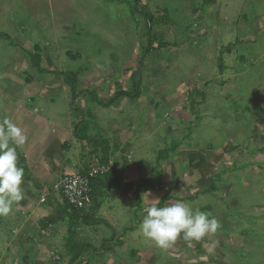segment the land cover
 Instances as JSON below:
<instances>
[{"label": "rangeland", "instance_id": "obj_1", "mask_svg": "<svg viewBox=\"0 0 264 264\" xmlns=\"http://www.w3.org/2000/svg\"><path fill=\"white\" fill-rule=\"evenodd\" d=\"M0 34V123L5 110L14 112L19 106L36 107L32 113L37 114L39 109V115L47 117L50 97L58 95L53 99L58 117L63 119L66 109L74 117L75 109L81 108L87 117L95 113L89 110L92 106L98 110V131L102 128L110 140L111 130L116 129L111 122L121 124L124 113H109L87 96L73 102L64 75H75V92H90L103 104L116 92H131L139 82V98L130 101L121 97L116 106L130 104L132 118H142L141 131L137 132L141 144L136 152L147 154L145 159H137L143 169L158 166L157 151L162 149L174 153L169 156V167H180L188 159L207 160L206 171L215 196L200 197L202 203L195 201L193 208L209 207L206 212H213L222 224L228 225L230 220L239 223L238 230L244 224L250 249L245 246L238 264H264V0H0ZM148 35L155 40L151 47ZM30 55L37 57L39 70L47 73L36 70ZM133 122L136 131L137 121ZM88 136L95 137L92 132ZM96 139L101 141L100 137ZM69 142H75L78 148L75 140L70 138ZM87 145L85 151L95 148ZM22 147L25 150L26 145ZM106 149L109 155L111 148ZM132 155L134 159L138 156L135 152ZM91 156L94 158L88 168L101 158L100 152ZM81 160H85V154ZM64 176L71 175L59 176L54 185L38 182L33 186L35 191L27 187L36 207L34 212L28 205L21 208L18 219L30 224L37 234L38 221L50 214L48 207L55 203L62 207L63 198L53 187ZM159 189L152 192L157 198L164 194ZM45 194L48 197L40 204ZM136 202L122 198L119 213L124 217H120L119 226L139 223L137 217L144 205L133 209ZM101 228L97 247L94 243L90 246L91 233L83 232L85 239L78 237L91 249L81 251L82 255L71 263L72 257L64 248L67 219H58L39 235L33 236L30 231L28 237L20 236V247L10 252V264H121L112 261L117 256L111 254V227ZM219 239L217 232L214 240L211 237V243H217L215 248H208V257L220 264H235V249L227 248L228 242L220 247ZM100 240L110 248L102 250ZM140 240L144 248L149 247ZM196 243L185 241L178 254L191 250L194 253L190 252L189 258H200L197 252L202 248ZM171 248L175 246L151 247L165 257L176 252ZM134 249L137 253L142 250L139 246ZM123 250L118 246L115 254L130 252L129 247ZM190 261L184 259L183 263Z\"/></svg>", "mask_w": 264, "mask_h": 264}, {"label": "crops", "instance_id": "obj_2", "mask_svg": "<svg viewBox=\"0 0 264 264\" xmlns=\"http://www.w3.org/2000/svg\"><path fill=\"white\" fill-rule=\"evenodd\" d=\"M55 97H58V95L50 97L51 98L49 102L50 107L47 109L48 111L47 117H45V115L43 116L39 115V112L41 111L39 109L37 114H35V112L32 113L34 109L36 110V107L33 108L31 106H28L26 109H22V107L19 106V108L16 107V110H14V112L10 111V109H7L3 113V118L5 116L11 118L13 123L17 124L20 128H22L28 139L27 142L25 143L26 145L25 150L23 149V147H21V149L18 148L21 150L19 153L21 159L18 161V163H20L19 164L20 166L25 168L24 177L26 178H24L25 181L22 186L25 192V198L14 206V210L12 211L11 214H9L8 216H0V264H10L11 261L10 252L11 250L13 251V248L15 249L20 247V243L22 242L20 236L28 237L26 235H29L30 231L33 236H36L39 235L40 232L44 231L39 228L40 231L37 234L36 232H34L33 228H29L30 224H24L22 223V221L20 222L18 219V215L20 213L19 210L21 208H25L28 205V207L29 206L33 207L32 212H34L36 207L34 206L33 203L34 199L30 200L28 197L31 195V192H29L27 187L35 191L36 189H34L33 186L35 184H39L40 182L43 184L44 182L45 183L48 182V185H52V184L54 185L58 181L59 176L65 175L67 173L69 175H72V173L76 174L77 172H81V171L84 173L89 169L88 167L91 158H94L91 155L99 154V150L96 147H95L96 149L89 147L90 151L89 150L85 151L86 147L88 146L87 142L80 141L73 136V128L81 120L85 121L87 126L86 130L80 132L81 135H84L92 140H97L96 138L100 137L101 138L100 140L105 142L106 144L105 146L108 147V150L109 148H111V151L109 150V155H108L107 167L109 168L107 170L111 168V170H114L116 173L121 175V182L117 185V187L110 189L108 191H103L100 189L98 192L96 191L95 195L92 198L90 197L89 203L91 208H87V209L86 207L84 208L85 209L84 211L86 213L88 212L90 215V218L88 219L89 220L88 225L81 222L83 224L82 227L80 226L81 228L78 227L76 229V233L78 237L85 239L86 236L83 234V232L85 234L91 233L89 238L90 246L92 243H94L95 247H97L98 243L96 242V238L99 237L98 230L103 226L111 227L112 229L111 230L112 234H110L111 236L110 243L112 244L111 254H113V256L114 255L117 256L115 259H112L113 263L143 264V262H145L148 264H184L183 263L184 259H186L187 261L191 260L189 264H220L219 261L215 262L214 260H211V258L208 257L207 255L209 254L208 248H210L211 247L210 244H212L210 241L211 237L214 240V235L205 237L203 241L197 242L195 244V246L202 248L200 251L197 252V254H199L198 257L200 258L196 259L195 257H193L192 259V256L189 258L191 253L192 254L194 253L191 250H188L189 252L188 254H184L180 256L178 254L181 252L180 247L185 246L184 244L185 240L182 239L180 241V238H178L177 241L172 245L175 246V248H171L172 251L176 250V252L172 253V255L169 257L168 256L165 257L162 255H157L156 249L155 250L151 249V247H156V248L158 247L155 245L153 241L146 239L139 229V224L142 221L146 208L150 206L153 202H155V198H157V196H155V194L152 192L158 190L159 188H160L159 190L162 193H164L162 194L163 196H159L160 199L159 202L163 201L162 206L166 203L167 204L174 203L175 201H177L176 198H179L180 200L188 202L193 207L195 204H197V202L195 203V201H199L202 203L201 199L203 197L210 195L215 196V193L212 194L211 192V189H215V187L211 183V180H209L210 179V177L208 176L210 175L209 172L206 171L207 169L206 167L208 166L207 160L205 159L191 160L192 162L198 161L197 163L198 165H194L187 158L188 161L186 163L181 162L180 167L175 168L174 165L169 167L168 162L170 161L171 158L169 156L170 154H174V153L167 152L166 159L161 160L158 163L157 167L155 166L151 167L149 171L148 168L144 170L142 167V163H139V160L137 159L139 158L145 159V157H147V154L146 152L145 154H142L140 153L141 151H139L138 153L136 152V148H140V144H141L139 140L137 141L138 138L137 132L141 131L142 118L141 117L137 118L136 116L132 118L133 109L130 111V109L132 108L130 104H128L127 106L123 105L122 107H120L119 105L116 106V103L118 102L117 100L112 106L106 108L109 111V113H121V112L122 114L124 113L122 115L121 124H119L118 122H117L118 124L111 122V125H113L116 129L111 130V138L109 140L107 139L108 137L107 138L105 137L104 130L101 128V130L98 131V126H96L97 117L95 113H98V110L95 109L93 110V107L89 106V110L95 113L89 114L87 112L88 114L86 117L83 114V112H81L83 108L78 110L74 108L75 115L74 117H71L72 116L71 113L73 112L66 109L63 114L64 118L62 119L55 114V109H54L55 102L53 100ZM77 97L75 98V100L77 99ZM33 98L35 99L33 104H35L36 98L35 96H33ZM138 98L139 96L136 97V99ZM136 99L135 98L130 99V101ZM75 100L73 102H75ZM72 104L74 105V103ZM84 106L86 105L84 104ZM69 108L73 109V106L69 105ZM120 108H122V110ZM137 109H140L139 105ZM78 111L79 113L80 112L81 113L76 114L78 113ZM0 117H2L1 114ZM134 120L137 121V125H139L137 127V125L134 124L136 131L134 130L133 127ZM155 126L156 125L153 124L154 128H156ZM94 127H95L94 130L95 132L91 130ZM145 127L147 128L146 125ZM138 128L140 129L138 130ZM89 132H92L95 135V137L91 136L95 139L90 138L88 136ZM154 137L157 138V136ZM70 138H72L73 140L76 141L77 144H79L78 148L75 142L74 144H71V142H69ZM150 140L151 139H148L147 141H145V143ZM65 141L68 142V145L66 144ZM83 142L85 144H83ZM83 147H85V149ZM159 151H163V149L158 150L157 154ZM133 152L138 154L136 159L133 158L132 155ZM79 154L82 155L85 154L84 161L81 160L82 155L80 157ZM110 154H111V160H110ZM98 162L99 163L96 162V164H100L99 158H98ZM181 168H183V170ZM149 173L152 175V177ZM144 180L145 181L156 180L158 184L153 191L144 194H137L139 183ZM162 183L165 185L163 186ZM178 195H182V196L179 197ZM34 198L38 200L40 196L37 197L35 196ZM122 198L125 199L133 198L137 200V202L135 203V207H133V209H135L136 206L139 207L141 204L144 205L141 211L142 213L140 212L139 213L140 215H138L137 217L139 223H137L136 226L133 225L131 227H126L127 224L124 226H119V221L121 220L120 217L122 216L124 217L122 213H119L122 212V208H121ZM113 200H115V203H113ZM53 202L54 200L51 201V203ZM88 204L86 206H88ZM48 208H51V210H49L50 214L49 216H47V218L48 217L51 218L53 223H55L58 219L59 221H62V219L63 221L66 220V216H68V212H64L63 215L61 214L58 215V213H62V210L60 209V206L57 205V203L51 205ZM88 209L90 210L88 211ZM199 209L202 211H206V209H210V208L199 207ZM28 211L30 212V210ZM32 212L30 213L32 214ZM125 213L126 211L124 212V214ZM209 213L212 216H214L213 212H209ZM129 216H131L130 212H129ZM125 220L127 222V219ZM132 223L133 222H131L130 224ZM84 225L86 226L84 227ZM220 225L221 227L217 231L218 236H220L218 243H220V247H221V243L228 242L226 247L227 248L233 247L235 249L234 251L235 264H238V262H241L240 260L241 251L245 248V246H248V248L250 249V245L247 237L248 234H246V232L248 231L243 230L244 224L238 230L239 223L235 224L231 222V220L228 225H224L221 222ZM231 230H235L236 232L240 231V233L235 235L231 232ZM79 231H82L81 235H79ZM128 231L129 233L126 234ZM221 238H223V240H221ZM123 239H125V242L122 241ZM140 239H144L143 241L144 242L146 241V244L149 247L144 248V245L142 244V241ZM117 240L121 241V243H114V241ZM103 241L105 242V240ZM230 243L232 244V246H230ZM118 246H120L121 250L124 249L123 252H125L126 247H129L130 252L124 256L115 254V249H117ZM136 246L141 247L142 249L141 252L140 251L138 253L135 252L134 247ZM106 247L110 248L108 244L104 246V248ZM182 252H184V249L182 250ZM177 255H179V257ZM27 257H29V254ZM99 259L101 260L102 258ZM223 262H225L224 259Z\"/></svg>", "mask_w": 264, "mask_h": 264}, {"label": "clouds", "instance_id": "obj_3", "mask_svg": "<svg viewBox=\"0 0 264 264\" xmlns=\"http://www.w3.org/2000/svg\"><path fill=\"white\" fill-rule=\"evenodd\" d=\"M27 139L22 128L11 118H3L0 123V216L11 214L14 206L25 198L22 187L25 170L18 163L17 149ZM159 200L155 198V202L146 208L139 229L146 239L161 249L171 247L178 238L201 242L221 227L215 216L199 208L194 209L186 201L177 200L161 206ZM216 243L212 242L211 248H215Z\"/></svg>", "mask_w": 264, "mask_h": 264}, {"label": "trees", "instance_id": "obj_4", "mask_svg": "<svg viewBox=\"0 0 264 264\" xmlns=\"http://www.w3.org/2000/svg\"><path fill=\"white\" fill-rule=\"evenodd\" d=\"M1 35L2 34H0V36ZM3 36H5V35H3ZM154 41L155 40L152 38V36L148 35V37H147L148 47H151V45L153 44ZM33 49L37 50V46H35ZM225 49L228 50L227 47ZM30 57H31V64L35 66L36 70L39 73H43V74L47 73L44 70H39L40 68L37 65H35L36 59H37V57L35 55H30ZM64 79H65V82H66L67 86L69 87V90L72 94V100H75V98L77 96H87L92 103H96L99 107H102V108H107L110 105L112 106L115 103V101H117L121 97H126L128 99H134V98L138 97V95H139L138 90L136 91V89H138L137 87L139 86V82H138L137 84L134 85L135 88H133L131 92H129V93L122 92V91L116 92L109 99L108 103L103 104V103L98 102L97 99H95L94 95L90 92L89 93L86 91H81L78 93L75 92L77 81H76V77L74 74L67 73L64 75ZM86 127L87 126H86L85 121L81 120L77 125L74 126L73 136L80 141H85L87 143H90L94 147L98 148V150L101 154L99 165L107 167L108 166V153H107V149L105 146L106 145L105 142L92 140V139H89L88 137H86L84 135H81L80 132L86 130ZM166 157H167V152L165 150L159 151L157 154V158H156L157 164L161 160L166 159ZM120 182H121V177L117 176L116 172L114 170H111V168H110L109 170H107V172L102 177H98L94 180H91V196L90 197L92 198L95 195L96 191L98 192L100 189L103 191H108L110 189H113ZM157 184L158 183L156 180H154V181H141L139 183V186L137 189V194H144V193L153 191L155 189V187L157 186ZM57 193L60 197L63 196V194L60 190L57 191ZM47 195L48 194H45L44 201L40 202L41 204H43L45 202L46 198L48 197ZM162 202L163 201L159 202V204L161 206L163 204ZM60 209L62 210V213H58V215L59 214L63 215L64 212H68V216H66V219H67V237H66V240L64 243V248L67 251L68 255L72 257L71 258V263H72V262H75L77 260V258L82 254L81 251L84 252L86 249H89V248L91 249V247L89 245H86V244L80 242V238H78V235L75 231L76 230L75 228H77L78 225L81 224V222L88 225V221H89L88 219L90 218V215H89V213H86L84 211L85 209L74 210L72 207H69L65 203L64 199H63L62 207H60ZM52 223H53V221L51 218H49V217L44 218L38 222V227L41 230H46L47 227ZM105 245H106L105 242L102 241V244H101L102 250L107 248V247L104 248ZM76 249L78 251H75Z\"/></svg>", "mask_w": 264, "mask_h": 264}, {"label": "built area", "instance_id": "obj_5", "mask_svg": "<svg viewBox=\"0 0 264 264\" xmlns=\"http://www.w3.org/2000/svg\"><path fill=\"white\" fill-rule=\"evenodd\" d=\"M107 172L105 166L99 164L89 168L83 174H75L60 178L58 184L54 186L56 191H61L65 203L74 210H81L89 203L91 196V180L102 177ZM44 201V195L40 202Z\"/></svg>", "mask_w": 264, "mask_h": 264}]
</instances>
